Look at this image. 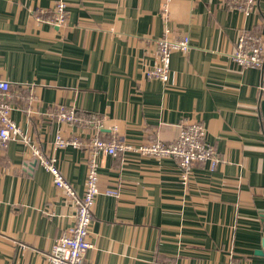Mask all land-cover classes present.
Segmentation results:
<instances>
[{
	"label": "crops",
	"instance_id": "crops-1",
	"mask_svg": "<svg viewBox=\"0 0 264 264\" xmlns=\"http://www.w3.org/2000/svg\"><path fill=\"white\" fill-rule=\"evenodd\" d=\"M58 0H0V78L11 117L78 196L87 148L53 147L57 133L87 142L111 127L133 145L178 137L199 122L219 161L195 162L183 179L172 157L97 155L98 189L85 264H264V57L241 67L229 55L246 32L264 46V0L244 15L222 0H62L66 22L41 21ZM188 35L170 54L166 82L145 75L154 40ZM72 108L81 120H57ZM104 118L97 131L87 122ZM73 207L19 140L0 149V264H53V240ZM260 249L261 256L254 251Z\"/></svg>",
	"mask_w": 264,
	"mask_h": 264
},
{
	"label": "built area",
	"instance_id": "built-area-1",
	"mask_svg": "<svg viewBox=\"0 0 264 264\" xmlns=\"http://www.w3.org/2000/svg\"><path fill=\"white\" fill-rule=\"evenodd\" d=\"M228 8H234L248 15L256 9L257 0H222ZM170 0H161L159 12L167 19L169 16ZM48 24L62 26L66 22V5L62 0L56 1L54 10L48 17L40 18ZM190 47L188 35L181 34L175 39L165 35L154 40V54L156 62L145 71L148 78H156L166 82L169 76L170 54L174 50L188 51ZM229 57L241 67L261 68L264 57V46L259 38L252 37L246 32L237 36L235 49ZM259 91L264 93V85H260ZM12 93L7 79L0 78V149H3L10 140H19L28 147L33 159L43 167L50 175L54 185L60 189L73 207V225L56 237L51 245L46 258L53 264H85L86 253L90 248L89 241L90 224L92 220L93 206L99 194L98 160L97 155L105 153L117 156L126 151H135L139 155L155 157H172L179 165L183 179L192 174L195 162L209 161L211 165L219 161L215 148L204 142L205 129L199 122L187 123L181 128L177 138L170 142L160 140L133 145L124 140L118 134V127L112 125L109 138H102L94 133L87 142L77 138H67L57 133L53 147L61 148L67 145L81 148L86 146V177L84 192L78 196L71 184L65 179L56 164L57 159L53 155H47L33 140L24 133L11 117ZM51 115L57 120L73 123L82 118L72 108L62 105L51 111ZM97 131L103 126L104 118L91 115L87 119Z\"/></svg>",
	"mask_w": 264,
	"mask_h": 264
},
{
	"label": "water",
	"instance_id": "water-1",
	"mask_svg": "<svg viewBox=\"0 0 264 264\" xmlns=\"http://www.w3.org/2000/svg\"><path fill=\"white\" fill-rule=\"evenodd\" d=\"M259 217L261 218V219H264V211H260L259 212ZM264 245V244H263ZM262 251L260 250V249H256L255 251H254V254L255 255H259V256H261L262 255Z\"/></svg>",
	"mask_w": 264,
	"mask_h": 264
}]
</instances>
